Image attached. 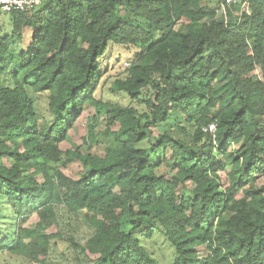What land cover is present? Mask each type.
<instances>
[{
    "label": "trees",
    "instance_id": "obj_1",
    "mask_svg": "<svg viewBox=\"0 0 264 264\" xmlns=\"http://www.w3.org/2000/svg\"><path fill=\"white\" fill-rule=\"evenodd\" d=\"M0 16V253L53 264L61 238L86 264H264V0H42ZM117 49L124 107L97 97ZM86 107L89 147L105 114L103 156L60 149ZM73 161L76 180L50 166ZM61 212L90 229L83 245L47 233Z\"/></svg>",
    "mask_w": 264,
    "mask_h": 264
},
{
    "label": "rangeland",
    "instance_id": "obj_2",
    "mask_svg": "<svg viewBox=\"0 0 264 264\" xmlns=\"http://www.w3.org/2000/svg\"><path fill=\"white\" fill-rule=\"evenodd\" d=\"M216 2L217 0H211ZM5 20V21H4ZM6 24V19H3V16H0V22ZM9 30V28H7ZM113 62L108 64V67L105 71V79L101 82L97 97L99 100H102L105 104H113L119 106H127L130 104L129 97L117 89L115 86V81L117 79H123L126 69L129 68V59L131 54L126 49H117L112 51L110 54ZM133 104H136L133 102ZM94 110L91 107H86L78 119L75 127L70 131L67 141L61 144L60 149L62 152L65 151H74L77 150L80 155H96L103 156L104 142L106 137L104 134L105 130L108 128L107 120L105 114H102L97 121L94 123V132L97 138L102 142L99 144H93L89 147L86 143V134L88 131L89 120L94 116ZM175 117L172 116L170 124L174 122ZM116 127H110V132L115 131ZM161 132L164 131V128L160 129ZM63 161V159H62ZM61 161V162H62ZM59 164H51L50 166L57 168L62 174L67 177L76 180L79 176L85 171L84 166L78 162L73 161L67 166L63 167ZM223 176V175H221ZM2 213L0 216V230L3 233H8L11 231L12 226V215L10 209L6 204L1 206ZM62 220L58 221L57 226H52L47 233L59 232L63 236H68L73 234L76 241L83 245L90 236V229L79 220H76L74 217L62 214ZM37 218L33 216L30 221L26 224L27 228H33ZM50 263L53 264H86L82 261H76L72 250L69 249L68 243L63 241L61 238H56L51 242V252H50ZM0 264H29L27 261L20 259L6 253H0Z\"/></svg>",
    "mask_w": 264,
    "mask_h": 264
},
{
    "label": "built area",
    "instance_id": "obj_3",
    "mask_svg": "<svg viewBox=\"0 0 264 264\" xmlns=\"http://www.w3.org/2000/svg\"><path fill=\"white\" fill-rule=\"evenodd\" d=\"M226 5H244L246 0H223ZM42 0H0V12L9 13L12 11L31 10L41 4ZM216 127L211 124L202 131L214 135Z\"/></svg>",
    "mask_w": 264,
    "mask_h": 264
}]
</instances>
